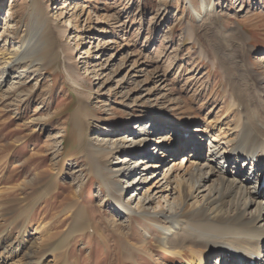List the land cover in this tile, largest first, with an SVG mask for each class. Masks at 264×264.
I'll use <instances>...</instances> for the list:
<instances>
[{
	"label": "rangeland",
	"instance_id": "1",
	"mask_svg": "<svg viewBox=\"0 0 264 264\" xmlns=\"http://www.w3.org/2000/svg\"><path fill=\"white\" fill-rule=\"evenodd\" d=\"M41 1L55 25L66 31L57 41L60 49L66 43L72 47L69 62L74 71L61 56L35 62L25 72L9 73L13 78L0 83V236L6 231L7 237L0 242L2 248L19 246L8 264H30L22 249L35 250L32 262L41 260L36 264H191L188 251L166 255L159 244L158 225L144 218L169 198L162 172L170 177L168 186L174 187L175 174L194 165L204 168V156L188 157L185 143L177 145L182 150L176 155H163L150 136L143 146L160 163L145 171L144 164L126 160L138 155L133 151L140 146L134 147L128 134L165 126L171 143H178L182 132L188 131L201 137L197 141L202 151L214 148L208 138L215 136V150L221 152L227 145L219 137L236 135L229 126L235 109L226 95L224 66L230 70L237 62L245 63L253 74H260L264 87V0H214L215 14L202 21L196 13L200 0ZM31 10L32 0H0L1 63L30 32ZM39 48L38 42H32L23 61L36 57ZM81 101L88 140L94 144L109 140L110 147L127 137L123 152L113 150L108 165L114 171L124 168L113 179H120L125 187L120 205L133 209L129 214L116 209L103 181L88 170L79 151L72 114ZM248 115L257 114L251 110ZM177 116L182 127L166 120ZM142 123L148 124L147 129ZM226 166L236 171L232 163ZM243 170L237 175L248 178ZM75 199L86 209L91 228L66 239L72 215L61 209ZM33 205L38 214L29 210ZM31 212V219L25 221ZM39 224H46V231L54 234L49 243L57 246L56 251L53 245L47 249V243L37 249L28 246L31 237L23 241ZM62 249L67 251L65 262L57 257Z\"/></svg>",
	"mask_w": 264,
	"mask_h": 264
},
{
	"label": "bare ground",
	"instance_id": "2",
	"mask_svg": "<svg viewBox=\"0 0 264 264\" xmlns=\"http://www.w3.org/2000/svg\"><path fill=\"white\" fill-rule=\"evenodd\" d=\"M190 2L191 0H189ZM214 6V0H200L199 10L195 11L199 15V20L212 18L215 14L213 11ZM30 17L32 19L30 32L22 35L20 47L10 49L9 59L6 62H0V83L7 77L13 78V75L9 73L25 72L34 67L35 62L44 63L43 61L45 60L52 62L61 56H63L65 66H68L70 71H74V64L69 62L71 60L72 52L70 51L72 47L66 43L60 49L57 41L58 36H64L66 31L64 28L55 25V22L49 17L45 3L41 0H32ZM32 42L39 43V51L33 59L23 61L24 53L31 47ZM235 65H232L230 70L225 69L226 67L224 66L223 72L227 84L226 95L231 107L235 109V111L231 110L230 115L234 114L236 117H234L235 120L229 126L230 130H234L232 133L235 132L236 135L234 138L227 137L226 134L219 137L224 140L219 141L221 143L225 142L227 145L220 148V150L222 149L221 152L217 153L215 150L217 148V145L213 143L216 140L215 136L208 138L209 144H212L214 148L211 149L208 146L209 149L203 150V152L202 146L198 142L201 137H198V133L190 135L188 131L182 132V135L178 138V143H171V135L166 134L167 128L165 126L160 130L151 126L149 131H144L141 135L133 132L128 134L134 147L136 145L140 146L133 151L138 155H129L126 157H129V159L126 160L129 162L133 161L135 165H138V163L144 164L143 168L145 171L148 168L157 167L160 163L159 158L149 154L147 146H143L150 136H154L157 146L162 147V150L160 148V153L162 154L169 153L174 156L182 150L177 145L185 143L184 147L188 146L190 149L188 157L203 159L204 156V168L194 165L186 173L175 174L174 187L168 186L170 177H167L166 171L162 172V179H166L165 187L166 192L168 191L166 196L170 194L169 198L166 199L164 205L159 206L158 211L148 215L147 219L144 218V220L158 225L156 232L159 235V244L166 255L176 254L181 256L184 251H188L192 257L191 264H213L211 263L213 259H216L214 264H264V185L261 186L264 166L252 164L249 160L256 158V160L264 162L263 78L260 77V74H253L245 63L237 62ZM232 73L238 74L239 79ZM82 103V101L79 102L75 113L72 114L74 124L78 130L79 151L87 159L88 170L94 172L103 181L110 199L115 203L116 209H121L122 212L129 214L133 209L127 204L120 205L125 187L121 186L120 179L116 180V182L113 179V175L121 174L124 168L121 167L114 171L108 165V158L113 154V150H116V154L123 152L121 145L126 142L127 137H121L118 143H111L110 147H108L109 140L103 139L96 142V144L88 140L87 136H85L87 135L85 133V125L87 124L85 122L87 121L83 117L84 113L80 112ZM251 110L257 114L256 118L255 115H251V118H249L248 112H251ZM238 117L243 119L242 123H239ZM166 118V120H171L170 123L175 125L181 127L184 125L180 123L178 116ZM141 126H145L147 129L148 124L142 123ZM174 130H176V127H173ZM195 132L199 131L195 130ZM186 134L189 135L186 136ZM229 163L236 166L235 172L226 169V165ZM248 165H250V169L253 168V173L250 172L248 178H240L237 174L239 172L245 173L243 169ZM130 168L131 166L127 170ZM169 168L168 173L171 170ZM250 177H252L251 180H249ZM25 198L22 196V200ZM190 201L191 203H189ZM35 206L33 205L29 209L33 213H36ZM251 206L253 207L250 208ZM138 209L141 210L140 212H146L142 207ZM253 209L256 212L252 214ZM61 210L70 212V215H72V223L67 231L66 239L74 236L73 234L76 232H81L91 226L88 223L90 222L88 215L85 213L86 209H83L79 199L71 200ZM32 212L25 221L31 219ZM143 230L145 231V228ZM24 231L25 228L23 226L21 227V239L25 235ZM31 231V233H27L28 235L23 240L25 241L28 237H31V240L28 241V246H34L37 249L38 244L47 243V249H49L53 245V243L49 242L54 237V234L46 231V224L36 225ZM5 234L6 231L0 236V241H5L7 238ZM2 242H0L1 248L2 244H4ZM18 250L19 246L12 248V246L7 245L3 247L0 251V256H5L7 252H10V254L3 256L2 259L0 258V264H8V261L13 258L10 257L12 252H17ZM52 250L56 251L57 246L53 245ZM22 251L28 260L26 261L30 264H36L41 261L40 258H37L32 262L36 253L35 250L22 249ZM59 251L57 257L62 256L63 258L67 251L63 250L62 253H59ZM57 257L55 256L54 259ZM62 260L65 262L66 257Z\"/></svg>",
	"mask_w": 264,
	"mask_h": 264
}]
</instances>
